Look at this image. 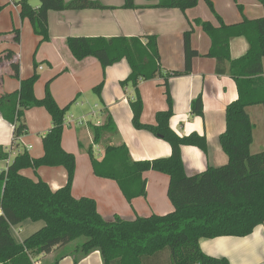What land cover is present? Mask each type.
<instances>
[{
	"label": "trees",
	"instance_id": "1",
	"mask_svg": "<svg viewBox=\"0 0 264 264\" xmlns=\"http://www.w3.org/2000/svg\"><path fill=\"white\" fill-rule=\"evenodd\" d=\"M147 1H155L154 8L178 9L185 13L197 7L200 0ZM15 5L20 9L21 18L30 21L40 45L50 40V12L105 9L98 0H40L39 8H34L29 0H20ZM124 8L137 9V6L134 0H125ZM239 9L243 8L239 6ZM217 19L219 27L201 20H196L195 24L211 39V49L204 57L216 59L218 75L230 74L236 83L238 98L226 108V130L220 136L228 163L210 167L195 176H188L185 171L182 147H196L206 154L207 138L198 133L180 136L171 128L174 112L169 88L170 79L190 75L193 60L201 57L192 46L193 25L184 34L183 72L163 74L157 36L70 37L67 41L77 61L93 57L103 70L123 60L129 63L131 73L121 86L134 90V96L129 97L133 126L165 140L172 147V154L152 161H134L125 144L108 145L102 160L95 158L93 146L88 154L94 175L116 181L129 202L146 196V173L155 171L168 175V197L175 211L166 216L138 217L134 221L117 216L107 221L99 214L95 199L75 198L72 188L77 160L62 147L69 107L61 108L57 104L50 82L44 98L38 99L35 85L39 75L35 72L23 80L20 65L12 62L20 89L0 97V112L14 128L13 147L18 148L20 139L29 133L25 113L30 109L45 108L52 118V128L43 137L42 157L33 158L25 151L6 169L0 170V264H33V261L59 264L67 256H72L74 264H79L95 252L101 254L103 264H166L168 258L163 252L167 249L171 254L170 264H231L225 258L206 255L200 243L203 239L247 237L264 224V151L251 153L255 126L247 112L248 107H264V17L234 25H226L219 16ZM15 34V41L20 43V31L15 30ZM240 37L248 41L249 50L244 56L232 59L231 40ZM6 57L14 61V52L8 51ZM34 66L37 71L38 64ZM159 76L165 79L168 110L157 113L155 125H146L141 121L144 104L139 85ZM103 86L104 82L94 89L98 96ZM191 113L204 118L202 95L192 102ZM93 132L94 145L117 133L110 116L104 125L95 126ZM9 160L10 152L0 146V163ZM43 167H64L68 177L66 185L53 191L42 179L35 181L22 174L29 169L37 173ZM26 220L43 221L45 227L18 244L11 228ZM53 253L57 255L54 262H45L44 258Z\"/></svg>",
	"mask_w": 264,
	"mask_h": 264
},
{
	"label": "crops",
	"instance_id": "2",
	"mask_svg": "<svg viewBox=\"0 0 264 264\" xmlns=\"http://www.w3.org/2000/svg\"><path fill=\"white\" fill-rule=\"evenodd\" d=\"M18 1L0 0V97L20 89V81L14 77L12 69V62H15L20 65L21 79H28L35 72L39 75L40 79L35 85L38 99L44 98L46 85L50 82V91L57 104L61 108L69 107L65 121L73 118L76 122H65L62 147L76 156L77 168L72 188L75 198L95 199L99 214L107 221H113L117 216L125 221H134L138 217L166 216L175 211L168 197V175L155 171L146 173L147 194L132 202L125 198L116 181L94 175L91 158L86 157L87 147L93 146V151L94 147L101 148L102 154L98 160H102L108 145L125 144L134 161L168 158L172 154V147L151 132L133 126L129 97L134 96V90H125L121 86V82L131 73L129 63L123 60L103 70L101 63L93 57L77 61L67 44L70 37L157 36L165 74L167 71H184V34L192 24V46L201 57L193 60V72L190 75L170 79L174 112L171 128L180 136L198 133L207 138L206 154L196 147H182L183 163L188 176L228 163V156L220 145V136L226 130V108L238 98L237 86L229 73H216V59L204 57L211 49V39L195 21L210 22L219 27L217 16L226 25L260 19L264 17V0H200L197 7L185 13L178 9L154 8L155 1L134 0L137 9H125V0H98L105 9L50 12V40L41 45L30 21L21 18L20 9L15 5ZM29 2L34 8L40 7V0ZM239 6L243 8L242 11ZM15 30L20 31V43L15 41ZM230 47L232 59H238L247 53L249 43L243 37L234 38ZM8 51L14 52V61L7 59ZM35 64L39 66L37 71ZM102 82L104 87L98 96L94 89ZM164 83L163 76L140 83L139 90L144 104L141 118L143 124L155 125L157 113L168 110ZM200 95L203 98L204 118L191 113L192 102ZM247 112L255 126L251 153L259 154L264 151V107H248ZM25 115L29 133L20 139V146L14 148V128L0 112V146L10 152V160L3 163L4 167L0 165V170L6 169L17 155L25 151L33 158L44 155L43 137L52 128V118L45 108L30 109ZM109 116L117 133L99 145H94L90 128L104 125ZM95 118L97 122L94 124ZM81 120L83 124L80 125L77 121ZM88 137L89 143L86 146L84 138ZM22 174L35 181L42 179L53 191L64 187L68 179L64 167H43L35 174L29 169ZM44 227L43 221L26 220L13 226L11 234L21 244ZM22 230L26 232L22 234ZM200 245L206 255L225 258L231 264H264V224L247 237L203 239ZM56 256L53 253L44 260L51 263ZM59 264H74V259L67 256ZM79 264H103V259L99 252H95Z\"/></svg>",
	"mask_w": 264,
	"mask_h": 264
},
{
	"label": "rangeland",
	"instance_id": "3",
	"mask_svg": "<svg viewBox=\"0 0 264 264\" xmlns=\"http://www.w3.org/2000/svg\"><path fill=\"white\" fill-rule=\"evenodd\" d=\"M211 8V7H210ZM104 87V86H103ZM95 103V102H94ZM94 103H93V105H94ZM95 122H97V118H95L94 120H93V123L95 124ZM74 126H76V125H74ZM65 128V127H64ZM90 129H92V131H93V128H90ZM73 130H77V129H73ZM93 136H94V132H93ZM94 138V137H93ZM85 139V142H84V144L86 145V146H88V143H89V137L88 138H84ZM87 149H89V147H87L86 148V157L87 158H90V156L88 155V150ZM100 154H102V149L101 148H99V147H94V156H95V158H99L100 157ZM83 156H85V154H83ZM76 157V156H75ZM81 157V156H80ZM4 162H2V163H0V165H2V167H4V164H3ZM34 174H35V172H34ZM18 230H16V232H17ZM26 231H23L22 230V234H24ZM14 233V232H13ZM163 255H165V257H167L168 258V261L166 262V264H170V259H171V254H170V251H169V249H167V250H165L164 252H163Z\"/></svg>",
	"mask_w": 264,
	"mask_h": 264
},
{
	"label": "built area",
	"instance_id": "4",
	"mask_svg": "<svg viewBox=\"0 0 264 264\" xmlns=\"http://www.w3.org/2000/svg\"><path fill=\"white\" fill-rule=\"evenodd\" d=\"M66 123H69V124H72V123H74V122H76V121H74L73 120V118H69V119H67L66 121H65ZM80 125L81 124H83V121L81 120V121H77ZM33 264H40L39 262H36V261H33Z\"/></svg>",
	"mask_w": 264,
	"mask_h": 264
}]
</instances>
